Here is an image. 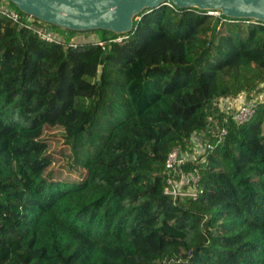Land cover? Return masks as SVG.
I'll use <instances>...</instances> for the list:
<instances>
[{
	"label": "trees",
	"instance_id": "trees-1",
	"mask_svg": "<svg viewBox=\"0 0 264 264\" xmlns=\"http://www.w3.org/2000/svg\"><path fill=\"white\" fill-rule=\"evenodd\" d=\"M208 13L169 3L124 35L34 24L52 43L0 14V264H264V103L239 125L217 102L264 85V23ZM199 134L212 149L181 167L198 194L174 201L166 158Z\"/></svg>",
	"mask_w": 264,
	"mask_h": 264
},
{
	"label": "water",
	"instance_id": "water-1",
	"mask_svg": "<svg viewBox=\"0 0 264 264\" xmlns=\"http://www.w3.org/2000/svg\"><path fill=\"white\" fill-rule=\"evenodd\" d=\"M33 19L72 32L133 31V19L145 10L172 3L178 9L220 12L235 20L264 23V0H5ZM101 68L97 78L100 77Z\"/></svg>",
	"mask_w": 264,
	"mask_h": 264
},
{
	"label": "built area",
	"instance_id": "built-area-1",
	"mask_svg": "<svg viewBox=\"0 0 264 264\" xmlns=\"http://www.w3.org/2000/svg\"><path fill=\"white\" fill-rule=\"evenodd\" d=\"M8 5L9 3L5 0H2V3H0V14L3 17L21 26L25 24L24 27L28 29L31 28L33 32L44 41L52 43L56 40H60V38H58L52 31L34 26V24L41 22L30 16L21 17L17 12L8 7ZM123 39L125 38H117L112 41L121 42ZM99 45H102L101 42H99ZM217 102L221 109L227 111L231 100L225 98L219 99ZM256 105L258 104L254 102L249 103L241 101L232 114L233 120L239 125L249 121L256 112ZM221 134H226L225 130H222ZM203 138H205V134L193 136L190 141V147H197L199 143H202ZM207 141L204 143V153L212 149V145ZM190 159L192 158H189L187 152H181L178 148H172L166 158L165 169L167 176L164 194L171 197L174 201L191 198L194 199L198 194V185L200 182L199 172L197 170L185 172L181 168Z\"/></svg>",
	"mask_w": 264,
	"mask_h": 264
},
{
	"label": "rangeland",
	"instance_id": "rangeland-1",
	"mask_svg": "<svg viewBox=\"0 0 264 264\" xmlns=\"http://www.w3.org/2000/svg\"><path fill=\"white\" fill-rule=\"evenodd\" d=\"M54 29V28H53ZM55 30V31H54ZM52 32L61 39V37H63V35L61 34V31H58L56 29H54ZM95 35H92L90 37H94ZM85 34H79V35H71L70 36V41L71 42H76L79 43L82 40H85ZM232 100V99H230ZM235 107V105H234ZM236 107L233 108V104H230V106L227 109V112H231V111H235ZM49 142V154L54 158H56L57 160L55 161V165H58L61 161L66 160V156L68 155V149L66 150L65 146L62 143L61 140V130L58 129H52V130H47L45 135H44V139H46ZM205 141H207L205 138L202 139V143H199V145L197 147H190L189 150L187 151V154L189 156V158H193V157H201L204 154V143ZM56 171L58 172L59 170H57L56 166H53ZM59 169V168H58ZM61 173V178L63 179L65 176H70L69 173L66 172H60Z\"/></svg>",
	"mask_w": 264,
	"mask_h": 264
},
{
	"label": "crops",
	"instance_id": "crops-1",
	"mask_svg": "<svg viewBox=\"0 0 264 264\" xmlns=\"http://www.w3.org/2000/svg\"><path fill=\"white\" fill-rule=\"evenodd\" d=\"M241 101H245V102H249V103H262L264 102V85H262L260 88H259V91L255 94H253L251 97L249 96H246V95H240L238 96L237 98L235 99H232L231 100V103L230 104H233V108H237L238 104L241 102ZM235 105V107H234Z\"/></svg>",
	"mask_w": 264,
	"mask_h": 264
}]
</instances>
